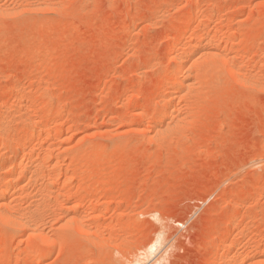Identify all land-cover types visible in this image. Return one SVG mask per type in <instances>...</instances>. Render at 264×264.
I'll use <instances>...</instances> for the list:
<instances>
[{
	"label": "rangeland",
	"instance_id": "1",
	"mask_svg": "<svg viewBox=\"0 0 264 264\" xmlns=\"http://www.w3.org/2000/svg\"><path fill=\"white\" fill-rule=\"evenodd\" d=\"M0 128V264H264V0H0Z\"/></svg>",
	"mask_w": 264,
	"mask_h": 264
},
{
	"label": "bare ground",
	"instance_id": "2",
	"mask_svg": "<svg viewBox=\"0 0 264 264\" xmlns=\"http://www.w3.org/2000/svg\"><path fill=\"white\" fill-rule=\"evenodd\" d=\"M210 44V43H209ZM213 50V49H212ZM176 51V50H175ZM207 53V52H206ZM231 62V61H230ZM232 64V63H231ZM185 68V67H184ZM181 74V73H180ZM180 74H174V76H172L171 78V80H173V81H175V82H183L184 81V77L183 76H180ZM184 75V74H183ZM171 76V75H170ZM169 79V78H168ZM179 85V84H178ZM1 129V128H0ZM2 130V129H1ZM2 132V131H1ZM39 134V131H37V132H34V133H32L31 135H30V137L33 139V138H35V137H37V135ZM2 136V135H1ZM40 137V136H39ZM47 156V155H46ZM12 169V168H11ZM77 208V207H76ZM81 212V211H80ZM5 215V214H4ZM1 216V215H0ZM20 220V219H19ZM25 221V220H24ZM26 226V225H25ZM33 227V226H32ZM30 228V227H29ZM83 229V228H82ZM85 230V229H84ZM35 232V231H34ZM89 232V231H88ZM87 232V233H88ZM41 238V237H40ZM158 245H159V242L158 241H156L153 245H151V247H150V251L153 253L156 249H157V247H158ZM226 260V259H225ZM233 261V260H232ZM249 261H251V260H249ZM248 260H245V261H241L240 263L241 264H248V263H250ZM219 262V261H218ZM231 262V258L229 259V258H227V260L224 262V263H226V264H228V263H230ZM234 262H235V260H234ZM224 263H222V262H220V263H218V264H224ZM217 264V263H216ZM236 264H238V263H236Z\"/></svg>",
	"mask_w": 264,
	"mask_h": 264
}]
</instances>
